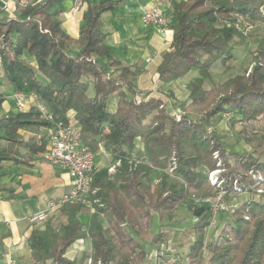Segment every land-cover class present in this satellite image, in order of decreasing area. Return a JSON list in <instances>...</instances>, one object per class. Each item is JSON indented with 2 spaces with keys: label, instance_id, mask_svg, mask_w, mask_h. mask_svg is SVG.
Instances as JSON below:
<instances>
[{
  "label": "trees",
  "instance_id": "1",
  "mask_svg": "<svg viewBox=\"0 0 264 264\" xmlns=\"http://www.w3.org/2000/svg\"><path fill=\"white\" fill-rule=\"evenodd\" d=\"M62 1L18 3L13 16L0 8L3 77L16 92L37 94L54 121L72 117L95 161L102 146L113 164L121 163L113 172L94 168L89 193L94 212L87 227L80 220L85 206L66 204L58 209L64 222L47 221L44 230L30 233V264H138L150 254L138 238L142 230L150 228L155 213L172 214L183 202L197 219L188 257L190 263L201 264L212 212L210 206H199L196 201L210 193L207 172L216 167L214 153L226 158L221 141L208 132L209 123L226 111L234 114V122L264 120V47H258L250 73L246 68L240 75L213 83L214 65L220 61L223 70L229 71L234 59L232 43L248 37L218 26L217 21L221 15L239 12L264 22V0L171 1L173 39L156 69V79L168 83L198 72L187 84L190 103L178 120L168 111L164 97L148 93L136 99L134 79L146 73L143 63L123 64L107 43L103 15L124 0H85L86 19L77 38L67 34L58 19ZM91 88L93 95L88 93ZM112 96L118 98L115 111L109 110ZM4 101L0 92V107ZM51 126L34 106L0 116V181L7 163L30 165L46 151L47 133L25 138L20 131ZM247 141L256 143L254 154L243 152L234 156L233 163L226 161L227 176L245 177L249 169L264 173V137ZM13 195L0 188V198ZM247 209L249 220L245 219ZM100 215L107 225L99 221ZM225 224L222 239L206 245L205 264H264V201L242 202ZM164 234L153 236V242ZM4 238L0 237V251ZM85 238L90 239L91 250L78 258L67 257L68 248Z\"/></svg>",
  "mask_w": 264,
  "mask_h": 264
},
{
  "label": "crops",
  "instance_id": "2",
  "mask_svg": "<svg viewBox=\"0 0 264 264\" xmlns=\"http://www.w3.org/2000/svg\"><path fill=\"white\" fill-rule=\"evenodd\" d=\"M101 1L104 0H91L92 3ZM171 1L124 0L117 9L104 13L102 29L108 34L107 43L112 48L114 57L125 65L143 63L146 73L134 79L136 94L151 93L152 95L161 96L160 93L164 91L166 95H169V99H183V102H185L188 100L189 93L186 88L191 77L186 80L188 74L177 81L168 83L157 81L156 69L162 61V55L171 49V45L169 48L165 46V36L158 26H146L142 22L144 6L159 4L166 14L170 15ZM0 2V8L5 9L7 16L16 14L18 0H0ZM74 2L75 0H63L57 9L60 10L58 19L61 21L63 29L71 37L77 38L79 29L86 19L87 2L77 12L74 11ZM166 37L172 43V29ZM148 58L151 59L150 62H147ZM180 87L185 88L186 91H182ZM0 92L5 98L0 107V116L6 115L9 111H18L15 100L18 92L9 86L4 79L1 63ZM171 92L174 93V96ZM164 93L163 95H165ZM129 98H131V95ZM117 106L118 98L115 97L113 104L109 102V110L115 111ZM20 133L28 138L47 132L45 128L29 127L21 130ZM112 164V157L105 154V156L101 155L99 161L96 159L95 167L102 169ZM69 182L70 178L67 171L52 164L44 156L33 158L30 165L6 164L5 174L0 181V188H5L7 191L13 192L14 195L8 199L0 198V237L5 236L0 251V264L8 257L30 264V248L27 244L30 233L34 229L44 230L47 221H52L58 225L64 222L65 218L59 214L58 209L51 212L45 222L30 223L27 217L45 209L50 200H56L67 192L70 187ZM93 212L94 210L90 205L82 209L80 220L85 227H87ZM83 214L88 215V217L85 216L84 221H82ZM98 219L104 226L107 225L106 218L103 215H100ZM84 250H91V241L88 238L71 245L66 252V256L71 259L78 258Z\"/></svg>",
  "mask_w": 264,
  "mask_h": 264
},
{
  "label": "rangeland",
  "instance_id": "3",
  "mask_svg": "<svg viewBox=\"0 0 264 264\" xmlns=\"http://www.w3.org/2000/svg\"><path fill=\"white\" fill-rule=\"evenodd\" d=\"M261 11H264V8H262ZM247 17L249 18V16ZM249 19L252 22V32L246 39H236L232 43L234 59L230 63L231 69L229 71L223 70L220 61L214 65L212 69V75L214 77L213 83L215 82V84H219L230 77L240 75L246 68H248V73L251 72L253 67L252 60H254L258 47L260 45H263L264 47V22L255 21L251 18ZM217 25L220 26L219 24ZM197 76V70H193L185 79L187 80L188 77H191V81ZM208 87H210L209 82L206 83V88ZM180 89L184 92L186 91L185 88L180 87ZM88 93L93 95V89L91 88ZM163 93L160 94L168 102L167 109L173 118H175V113L178 111V109H182L180 110V114H183L185 107L190 103L189 99L187 100L189 103L187 101L183 102V99L173 100L169 99V95H166L165 93V95H163ZM172 95L174 96V93H172ZM114 99L115 96H112L110 99L111 104H113ZM233 115L234 114L229 111L222 112L221 114L218 113L214 118H212L208 126V132L216 139L219 138L218 140H220L223 144L225 150L224 155L226 158L224 159V157L218 151L214 153L216 167L213 170H209L207 172V182L210 186V193H208L205 198L213 194H218L223 199V202L228 206L229 210L226 213L218 214L214 223L207 228L204 250H202V255L206 257H204L201 264H205L207 262L208 252L205 248L206 245L215 238H218V240L222 239V228L226 225L225 222L228 221V216L231 215L234 210L246 200H252L253 202L257 203L264 201V173L261 170L249 169L245 172V177L226 175V161L233 163L234 156L242 154L243 152L254 154V146L256 143L248 142L247 140L248 138L258 139L264 137V120L261 118L258 121H252L248 124H244L237 121L234 122L235 118ZM192 116L194 118L197 117L195 114H192ZM105 154L107 155V153L103 151L102 146H100L97 161H99L101 155L105 156ZM112 166L113 164L106 168H108L110 171V169L113 168ZM176 166L177 162L173 164V170L176 168ZM212 171H216V176L218 177V181L214 185H211L208 179V176ZM204 199H198L196 204L199 206L205 204L203 202ZM247 211L249 210H246L245 219L249 220L250 214H248ZM85 216L88 217V215L83 214L82 221L86 219ZM196 221L197 219L194 217L186 202L180 203L172 212V214L160 215L159 213H155L151 218L150 228L142 230L141 236L138 237L143 243L145 249L150 252V254H148L142 262H138V264H156L157 258L155 253L162 252L164 250L163 244L166 245L169 255L165 257L159 256V258H166L167 260L171 259L175 264H195L190 263L192 259L188 257V252L190 246L194 243V225ZM163 232L165 234L162 236V239L158 242H153V236L156 237ZM81 255L79 257H81ZM158 262L160 263L159 259ZM21 263L27 264L23 261H21ZM86 263L89 264L88 261Z\"/></svg>",
  "mask_w": 264,
  "mask_h": 264
},
{
  "label": "built area",
  "instance_id": "4",
  "mask_svg": "<svg viewBox=\"0 0 264 264\" xmlns=\"http://www.w3.org/2000/svg\"><path fill=\"white\" fill-rule=\"evenodd\" d=\"M33 1L34 0H18V3L24 6ZM84 5L85 0H75L74 11H79ZM142 22L146 26H158L165 36V46L168 48L170 47L171 43L166 36L171 30V17L166 14L165 10L159 4H150L143 7ZM217 22L219 25L231 27L245 36L250 35L252 32L251 20L239 12H230L227 16L219 17ZM150 60L151 59L148 58L147 62H150ZM143 97V94H136V99L138 101ZM15 100L19 110H28L34 106L39 111L42 119L52 123L50 128H45L48 135V144L43 156L52 164L66 170L70 178V187L67 192L56 200H50L45 209L29 215L27 220L30 223L45 222L51 212L66 204L82 203L84 206H91L89 193L92 191L96 161L94 152L83 143L81 127L77 125L72 117L60 121H54L53 113L50 108L44 102L40 101L37 94L34 92L17 93ZM175 114V118L179 119L181 115L180 110L176 111ZM120 163L121 161L117 160L113 164V168L110 169V172L115 171ZM216 173V171H212L208 176L211 185L216 184L218 181ZM203 202L211 208V224L214 223L218 214L226 213L229 210L228 206L218 194L210 195L205 198ZM163 246L164 250L162 252L155 253L157 258L156 264H175L171 259L167 260L166 258H159V256L165 257L169 255L166 245L163 244ZM158 259L160 260V263L158 262ZM2 264L22 263L16 258L8 257Z\"/></svg>",
  "mask_w": 264,
  "mask_h": 264
}]
</instances>
